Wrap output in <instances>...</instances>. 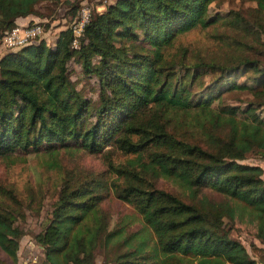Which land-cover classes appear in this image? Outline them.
<instances>
[{"label": "trees", "instance_id": "trees-1", "mask_svg": "<svg viewBox=\"0 0 264 264\" xmlns=\"http://www.w3.org/2000/svg\"><path fill=\"white\" fill-rule=\"evenodd\" d=\"M46 1L55 0H0V155L59 148L100 153L108 146L135 158L121 168V179L90 173L84 184L62 185L48 223L33 236L41 263L97 264L98 250L100 264L264 263V168L243 162L253 154L264 160V61L243 55L230 65L202 58L167 62L163 53L178 34L222 19L209 15L216 0L88 2L91 13L77 47L72 25L86 0L69 3L70 24L51 42L44 37L46 25L35 21L45 16L38 5ZM248 1V18L237 13L242 25L224 23L264 41V0ZM23 19L26 25L42 24L44 35L7 48L3 37L25 26ZM72 62L98 78L94 122L88 121L94 103L70 78ZM178 62L185 67L182 75ZM202 69L217 73L208 98L193 89ZM222 91L246 98L242 105L225 104ZM190 110L199 128L209 130L207 147L181 141L168 129V114ZM158 177L223 195L236 204L228 206L231 217L236 208L251 213L260 243L255 255L230 235L218 204H204L207 198L188 203L154 187L149 179ZM5 193L17 207L0 201V264H20L21 213L12 191ZM108 197L128 204L134 214L110 227L111 217L100 205ZM136 220L141 228L130 231Z\"/></svg>", "mask_w": 264, "mask_h": 264}, {"label": "rangeland", "instance_id": "rangeland-1", "mask_svg": "<svg viewBox=\"0 0 264 264\" xmlns=\"http://www.w3.org/2000/svg\"><path fill=\"white\" fill-rule=\"evenodd\" d=\"M72 0H55L54 2H41L38 11L43 17L35 19L42 21L47 30L44 37L50 42L69 26L71 13L69 3ZM90 4L106 3L109 0H86ZM253 3L248 0H216L209 7L210 17L220 15L216 23L208 27H198L190 31L180 33L171 44L164 46L163 53L167 62L184 60L187 63H194L202 58L205 61L221 62L232 64L238 56L246 55L251 58H259L264 61V41L254 35H246L244 32L227 26L224 20L238 22L240 19L237 13L248 18V12ZM1 50V49H0ZM98 62V58L92 60L93 64ZM177 73L182 75L185 67L180 62L175 65ZM202 75L197 80L198 86L194 91L200 98L210 97L211 83L217 73L202 69ZM70 78L76 87L86 98L94 104L90 107L88 121L94 122L95 109L99 96V81L94 75H87L82 67L75 63L69 64ZM239 77L238 81L245 79ZM233 79V78H232ZM252 83V82H251ZM250 83V84H251ZM203 85V86H201ZM223 89V88H220ZM238 93V94H235ZM246 95L239 91H222L221 102L225 104L242 105ZM171 118L168 129L181 141L197 143L207 147L210 140L209 130L200 129L195 122L194 110L168 114ZM135 156L125 155L121 151L106 147L100 153H89L84 150H73L69 148H59L55 153L44 151L43 149L17 151L12 155H0V201L8 203L13 208L17 205L5 191L10 190L17 199L20 216L16 220V225L21 232L19 240L18 257L20 264L23 261L30 264L33 260L42 262V250L34 244V235L40 232L48 223L51 217L53 204L56 202L62 185L69 183L72 185L84 184L91 176H105L108 180H115L121 174V168L126 167L129 160ZM244 163H264L262 158L255 154L249 155ZM123 169V168H122ZM121 179V178H119ZM120 181V180H119ZM150 183L157 188H163L179 195L188 203L198 204H218L223 210L224 225L230 235L239 240L251 255H255V247L260 243L256 237V222L253 215L248 211L241 212L238 208L233 210L234 217L229 216V207H235V203L225 199L223 195L215 194L206 190L194 192L181 185L177 180L163 177L150 178ZM100 205L111 217L113 227L118 218L123 215H133L131 206L125 204L114 197L104 199ZM229 206V207H228ZM142 224L135 221L130 227V231L138 230ZM4 254L0 251V257ZM8 259V258H6ZM103 259V252L97 251V264Z\"/></svg>", "mask_w": 264, "mask_h": 264}, {"label": "built area", "instance_id": "built-area-1", "mask_svg": "<svg viewBox=\"0 0 264 264\" xmlns=\"http://www.w3.org/2000/svg\"><path fill=\"white\" fill-rule=\"evenodd\" d=\"M91 13V7L85 1L80 9L77 21L72 25L73 40L72 46H78V38L81 36L85 24L88 22ZM44 28L40 23H32L31 25L15 26L2 39L3 44L10 49L25 46L35 39L43 35ZM30 264H46L37 263L33 260Z\"/></svg>", "mask_w": 264, "mask_h": 264}, {"label": "crops", "instance_id": "crops-1", "mask_svg": "<svg viewBox=\"0 0 264 264\" xmlns=\"http://www.w3.org/2000/svg\"><path fill=\"white\" fill-rule=\"evenodd\" d=\"M112 1H113V0H109L108 3H109V2H112ZM106 2H107V1H106ZM27 21H28L27 19H25V20H24V19H23V20H20V22H21L23 25H26V24H27ZM259 164L264 168V163L261 162V163H259ZM23 264H26V262L23 261ZM260 264H264V263H260Z\"/></svg>", "mask_w": 264, "mask_h": 264}]
</instances>
